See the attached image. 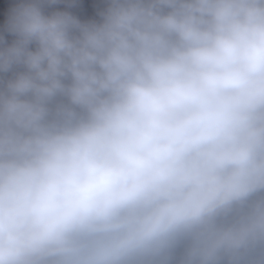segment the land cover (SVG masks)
Wrapping results in <instances>:
<instances>
[{"label":"clouds","instance_id":"obj_1","mask_svg":"<svg viewBox=\"0 0 264 264\" xmlns=\"http://www.w3.org/2000/svg\"><path fill=\"white\" fill-rule=\"evenodd\" d=\"M0 264H264V0H0Z\"/></svg>","mask_w":264,"mask_h":264}]
</instances>
